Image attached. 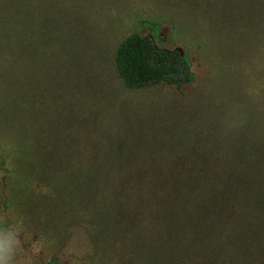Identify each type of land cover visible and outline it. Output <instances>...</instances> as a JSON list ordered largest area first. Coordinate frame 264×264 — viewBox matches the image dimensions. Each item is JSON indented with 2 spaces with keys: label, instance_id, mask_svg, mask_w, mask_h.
I'll list each match as a JSON object with an SVG mask.
<instances>
[{
  "label": "rangeland",
  "instance_id": "1",
  "mask_svg": "<svg viewBox=\"0 0 264 264\" xmlns=\"http://www.w3.org/2000/svg\"><path fill=\"white\" fill-rule=\"evenodd\" d=\"M82 2L80 42L67 37L66 53L30 54L23 70L0 54V221L20 230L12 264H126L151 220L121 194L116 215L104 212L110 182L98 173L94 189L93 171L112 167L95 161L108 141L130 143L132 167L168 168L190 134L196 152H224L233 116L264 120V0ZM152 23L159 45L191 57L192 85L130 91L117 78L119 44L153 36Z\"/></svg>",
  "mask_w": 264,
  "mask_h": 264
},
{
  "label": "trees",
  "instance_id": "2",
  "mask_svg": "<svg viewBox=\"0 0 264 264\" xmlns=\"http://www.w3.org/2000/svg\"><path fill=\"white\" fill-rule=\"evenodd\" d=\"M82 1L0 0V54L23 70L30 54L66 53L67 37L80 42L86 20ZM150 30L153 36L133 33L116 50L114 69L124 88L182 90L192 85L191 57L159 45L157 24H150ZM258 115L233 116L224 152H196L197 137L190 134L192 149L168 156L180 163L168 168L132 167L138 158L129 142L106 143L95 161L112 167L93 171L94 189L102 180L98 173L110 182L112 201L104 212L116 215L121 194L126 206L134 200L140 217L151 220L143 225L141 242L125 253L126 264H264V120ZM6 227H12L11 221H0V229ZM151 228L153 235L148 234ZM131 239L126 231L125 242ZM51 262L60 264L58 257Z\"/></svg>",
  "mask_w": 264,
  "mask_h": 264
},
{
  "label": "clouds",
  "instance_id": "3",
  "mask_svg": "<svg viewBox=\"0 0 264 264\" xmlns=\"http://www.w3.org/2000/svg\"><path fill=\"white\" fill-rule=\"evenodd\" d=\"M19 231L16 227L0 229V264H12L20 247Z\"/></svg>",
  "mask_w": 264,
  "mask_h": 264
}]
</instances>
